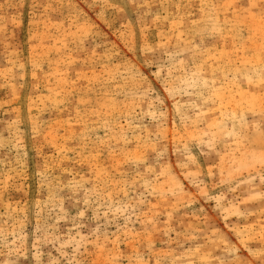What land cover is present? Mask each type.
<instances>
[{
	"label": "rangeland",
	"instance_id": "obj_1",
	"mask_svg": "<svg viewBox=\"0 0 264 264\" xmlns=\"http://www.w3.org/2000/svg\"><path fill=\"white\" fill-rule=\"evenodd\" d=\"M262 51L264 0H0V264H264Z\"/></svg>",
	"mask_w": 264,
	"mask_h": 264
},
{
	"label": "snow or ice",
	"instance_id": "obj_2",
	"mask_svg": "<svg viewBox=\"0 0 264 264\" xmlns=\"http://www.w3.org/2000/svg\"><path fill=\"white\" fill-rule=\"evenodd\" d=\"M227 20H222L221 24H226ZM211 32L213 34H217V33H222L223 32V27L217 29V28H213L211 29ZM261 64L264 65V51H262L261 53ZM237 66H239V62H237ZM255 77L256 79H253V74H247L243 76V81H245L248 85H249V90H248V97L249 99H256V95H255V91L252 89V85L255 83L257 84V88L260 91V99L261 101H264V66H262L260 69L257 70V72L255 73ZM228 77H224V79H227ZM232 79L236 80V82L239 84L241 82V73L239 71L236 72V75L234 77H232ZM206 86H209V82L205 81L204 82ZM213 89H215L216 87V81L215 79L212 80L211 85H210ZM220 88H223L224 85L223 83L220 84L219 86ZM213 95L215 96L216 93L213 92ZM242 97L239 96V94H237V99H241ZM241 119L243 120L244 117L241 116ZM81 215H83V213H81Z\"/></svg>",
	"mask_w": 264,
	"mask_h": 264
}]
</instances>
